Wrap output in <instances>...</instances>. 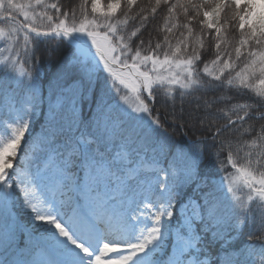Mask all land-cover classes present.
<instances>
[{
  "label": "snow or ice",
  "instance_id": "obj_1",
  "mask_svg": "<svg viewBox=\"0 0 264 264\" xmlns=\"http://www.w3.org/2000/svg\"><path fill=\"white\" fill-rule=\"evenodd\" d=\"M207 5L0 0V264H264V0Z\"/></svg>",
  "mask_w": 264,
  "mask_h": 264
},
{
  "label": "trees",
  "instance_id": "obj_2",
  "mask_svg": "<svg viewBox=\"0 0 264 264\" xmlns=\"http://www.w3.org/2000/svg\"><path fill=\"white\" fill-rule=\"evenodd\" d=\"M20 1L25 2V0H20ZM47 2H49V3H57L58 2L62 5V7L65 11L75 9L77 12V15H79V4H80L81 0H47ZM170 2L176 3V0H170ZM181 2H183V0H181ZM196 2L201 3L202 0H196ZM107 3H108V0H102V4L105 7H106ZM154 3H155V0H137V4L140 7H146V6H149L150 4H154ZM213 4H214V0H208V5H207L208 10H211V6H213ZM89 11H90V0H89ZM166 14H167L166 11L164 13H159V10H158L157 20L161 25L163 24L162 17ZM224 18H225V14L222 12L220 15V19L224 20ZM181 19H182V11H181ZM225 26L227 27V25H225ZM0 27H5L4 22H2V24H0ZM57 39H59V38H57ZM65 43H67V41H65ZM37 51H38L37 57L41 56V62L38 65L39 83L45 90H47L48 81L51 79V74L53 73V65L56 64V61H55V59H53L52 61H49L48 59L45 58L46 53H45V49H44V41L43 40H40L38 42ZM18 66H19V70H21V71L27 70L25 65H24L23 59L20 60V63L18 64ZM15 87H16V83L14 80H10L5 75L0 74V98H5V97H3L4 92H8V94L10 95L11 90L14 89ZM173 93L175 94V88L173 89ZM251 96L254 99L258 98L256 92H252ZM238 99L240 100V102H244L248 98L247 97H240ZM178 107H179V105H178ZM157 108L159 109L161 116H163L167 111L170 110L163 105H157ZM170 120H171V118L169 117V121ZM38 128H39V125H37V129ZM168 131L170 134L173 135V138L176 139L181 145H184V146L190 145L189 138H193L190 136L193 129L183 128L179 124H177L175 126V128H169ZM194 138H199V137L197 136ZM225 187H226V185H225ZM256 243L258 244L259 240H257Z\"/></svg>",
  "mask_w": 264,
  "mask_h": 264
},
{
  "label": "rangeland",
  "instance_id": "obj_3",
  "mask_svg": "<svg viewBox=\"0 0 264 264\" xmlns=\"http://www.w3.org/2000/svg\"><path fill=\"white\" fill-rule=\"evenodd\" d=\"M18 2H20V3H24V1H20V0H18ZM259 10V9H258ZM202 14V13H201ZM0 24H2V21H0ZM5 25V24H4ZM3 46V39L2 38H0V47H2ZM9 55V53L7 52V51H0V61H3L4 60V58L6 57V56H8ZM18 69H19V66H18ZM174 89V88H173ZM131 95V94H130ZM2 138H4L3 137V134L2 133H0V139H2ZM227 186V185H226Z\"/></svg>",
  "mask_w": 264,
  "mask_h": 264
}]
</instances>
